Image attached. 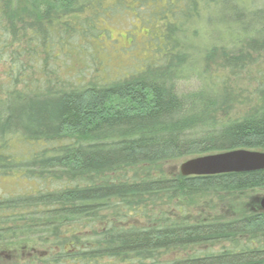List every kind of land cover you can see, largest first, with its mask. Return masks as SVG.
Here are the masks:
<instances>
[{
    "label": "trees",
    "instance_id": "16d2710c",
    "mask_svg": "<svg viewBox=\"0 0 264 264\" xmlns=\"http://www.w3.org/2000/svg\"><path fill=\"white\" fill-rule=\"evenodd\" d=\"M121 13L153 26L149 56L86 80L88 47ZM215 15L230 22L212 38ZM200 34L205 47L185 43ZM217 59L232 75L264 67V0H0V176L39 187L0 198V252L26 257L5 264H264L260 198L230 217L177 210L200 195L264 190V170H173L264 152V84L259 105L225 115L211 86L223 77L206 71ZM195 75L207 84L180 93Z\"/></svg>",
    "mask_w": 264,
    "mask_h": 264
},
{
    "label": "rangeland",
    "instance_id": "374dc122",
    "mask_svg": "<svg viewBox=\"0 0 264 264\" xmlns=\"http://www.w3.org/2000/svg\"><path fill=\"white\" fill-rule=\"evenodd\" d=\"M146 16L149 17L148 14ZM217 22L218 20L215 15L212 17L211 23L208 24V27L212 29L210 30L211 34L214 33L212 38L217 37L221 33L222 28L229 24L230 21L229 19H226L224 22L219 21L218 31L214 28ZM108 23L106 28L109 30V37L103 42L95 41L94 48L88 47L85 54L86 58L84 57V59L86 65L89 67V77L87 76L86 80L95 78V76L102 77V75L111 76V79H114L112 77L118 76L125 70L129 71L135 66L141 68L145 62L143 59L149 56L146 50L149 49L152 43L147 37L152 39L153 32H155L153 26L139 20H135L134 22L131 16H126V14L123 15L122 13L112 17ZM198 30L201 33V30ZM200 40H205L204 35L200 34L198 39H188L185 43H193V45L205 47L206 40L205 42H200ZM230 52L234 51L230 49ZM218 60L209 64L210 66L206 69L207 75H213L214 77L219 75L223 79H218L219 81L216 79L218 84H211V86L214 87V91L216 90V93L220 97L226 98V103L222 107L225 115L240 118L250 107H255L261 103L257 89L264 84L260 82L264 78V67L262 64H256L255 66H249L245 71L239 72L238 75H234V73L232 75L231 69L223 67V63ZM85 72L86 68L84 69ZM203 81L196 75L192 76L190 79L179 83V92L189 93L197 91L202 85H205L204 83L207 84V81ZM187 160L183 159L177 163H173V170L180 173V166ZM37 190H39V187L36 184L26 181L18 172L10 176H0V198L15 196L17 194H32ZM219 196L220 198L218 195L208 194L206 196L192 197L191 199H187V202H183L181 204L182 208L180 207L177 210H182L189 217H198L199 214L230 217L232 216L231 211L241 212L251 198L257 197L261 199L264 197V190L240 193L238 196L228 200L221 198L224 195ZM174 212H176L175 209H173ZM7 250L9 251V249ZM5 251L0 252L6 257L0 258L2 260L0 264H5V260L9 261L8 256L10 254L7 255ZM20 256L13 255L12 257L18 258V260L26 258Z\"/></svg>",
    "mask_w": 264,
    "mask_h": 264
},
{
    "label": "water",
    "instance_id": "95a60500",
    "mask_svg": "<svg viewBox=\"0 0 264 264\" xmlns=\"http://www.w3.org/2000/svg\"><path fill=\"white\" fill-rule=\"evenodd\" d=\"M264 170V152L234 150L187 160L180 166L184 177L247 173ZM264 210V197L260 200Z\"/></svg>",
    "mask_w": 264,
    "mask_h": 264
},
{
    "label": "flooded vegetation",
    "instance_id": "af4514ba",
    "mask_svg": "<svg viewBox=\"0 0 264 264\" xmlns=\"http://www.w3.org/2000/svg\"><path fill=\"white\" fill-rule=\"evenodd\" d=\"M8 259H9V260H12V257H8ZM0 263H1V261H0Z\"/></svg>",
    "mask_w": 264,
    "mask_h": 264
}]
</instances>
